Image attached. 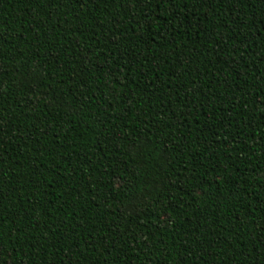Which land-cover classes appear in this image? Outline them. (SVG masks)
Segmentation results:
<instances>
[{"label":"trees","instance_id":"obj_1","mask_svg":"<svg viewBox=\"0 0 264 264\" xmlns=\"http://www.w3.org/2000/svg\"><path fill=\"white\" fill-rule=\"evenodd\" d=\"M0 264H264V0H0Z\"/></svg>","mask_w":264,"mask_h":264}]
</instances>
